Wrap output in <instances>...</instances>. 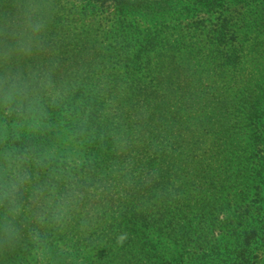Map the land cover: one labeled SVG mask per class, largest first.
<instances>
[{"label":"rangeland","instance_id":"1","mask_svg":"<svg viewBox=\"0 0 264 264\" xmlns=\"http://www.w3.org/2000/svg\"><path fill=\"white\" fill-rule=\"evenodd\" d=\"M82 1L48 0L43 50L13 67L51 70L65 86L62 106L49 109L52 123L75 134L81 183L107 187L63 226L35 224L22 201L18 223L27 227L0 249V264H195L241 233L239 210L254 200V190L243 202L237 196L255 168L250 109L264 103V0H246L237 12L232 43L177 15L175 0H130L141 18L123 20ZM16 8L17 0H0V14ZM91 113L100 118L90 124ZM13 120L0 113V123ZM207 216L214 229L205 238L198 220ZM30 228L41 233L39 244ZM121 233L127 239L118 244ZM256 264H264V247Z\"/></svg>","mask_w":264,"mask_h":264},{"label":"clouds","instance_id":"2","mask_svg":"<svg viewBox=\"0 0 264 264\" xmlns=\"http://www.w3.org/2000/svg\"><path fill=\"white\" fill-rule=\"evenodd\" d=\"M48 0H17L10 14H0V113L14 117L11 124L0 123V249L10 248L22 237L18 223L29 204L31 221L41 227L63 226L77 212L86 197L104 192L100 183L87 180V188L78 174L81 161L75 134L68 135L60 123H52L50 108H59L66 94L65 86H56L51 70L14 68L20 60L43 50L48 29ZM9 129L19 139V132L32 135L53 132L52 144L9 146ZM117 146L126 144L115 136ZM60 166L53 167L54 163ZM41 172L44 173L41 176ZM33 243L39 244L41 233L28 229ZM127 233L116 241L122 244Z\"/></svg>","mask_w":264,"mask_h":264},{"label":"trees","instance_id":"3","mask_svg":"<svg viewBox=\"0 0 264 264\" xmlns=\"http://www.w3.org/2000/svg\"><path fill=\"white\" fill-rule=\"evenodd\" d=\"M82 2L87 5L96 4L103 10L112 8L119 20H123L128 16H139L141 18L138 12L139 5L132 4L130 0H83ZM245 2L246 0H233V2L230 0H175L178 8L177 15L195 17L198 19L197 24L202 22V24L212 25L210 28H215L214 35L217 36V41L228 40L231 43L235 40L236 35L233 22L238 19L236 17L238 15L237 12L247 6ZM153 5L155 6L154 3ZM145 6L151 5L146 4ZM150 18V20H153L152 17ZM244 90L245 88H242L241 91L243 92ZM85 105L88 110L89 106H91L94 112H99L102 108V104L98 102H90V104L86 102ZM250 112L258 129L257 139L254 143L255 147L253 146L255 154L252 155V151L250 152V159H252L255 168L251 169L252 177L250 179L249 175L247 176L246 183L240 188L237 197L240 202H243L250 190H254V200L252 205L239 210L242 213L241 218L244 220L238 225V227H242L241 233L236 236H229L227 242L222 241L209 249L207 253L196 260L195 264H256L257 253L264 247V103H255ZM91 117L92 120H98L100 115L91 113L89 116L87 114L86 118L90 124ZM54 135L53 132H49L46 135H32L28 132H21L19 139L16 136H11L8 138L7 143L12 147H23L26 144L48 147L52 144ZM244 153L243 157L246 158L248 155ZM249 171L248 169L246 172L249 173ZM91 173L93 174L92 170ZM102 186L104 187V185ZM106 187L105 185L104 190H106ZM201 221L199 231L206 238L214 229V219L211 220L207 216L198 220L199 223ZM158 264H182V262L174 259V262L172 260L161 261Z\"/></svg>","mask_w":264,"mask_h":264}]
</instances>
